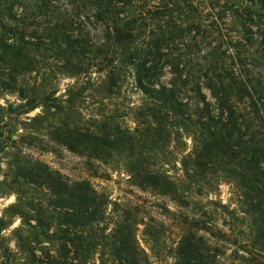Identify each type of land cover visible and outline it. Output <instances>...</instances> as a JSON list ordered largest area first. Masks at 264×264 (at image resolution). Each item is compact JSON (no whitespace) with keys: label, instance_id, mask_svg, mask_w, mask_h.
<instances>
[{"label":"rangeland","instance_id":"1","mask_svg":"<svg viewBox=\"0 0 264 264\" xmlns=\"http://www.w3.org/2000/svg\"><path fill=\"white\" fill-rule=\"evenodd\" d=\"M93 1L0 0V17L5 22L0 32L5 27L18 31L23 46V57L13 65L14 72L0 61V141L5 140L0 149V218L4 221L0 238L7 250L0 252V264L1 261L51 264L52 258L59 264H112L108 235L113 201L118 208H127L131 219L158 216L162 222L150 228L152 236L144 234V225H137V242L148 264H176L174 249L179 232L168 217L172 215L167 209L176 211L171 202L129 184L122 152L114 150L110 155L102 154L90 160L99 166L102 178L90 176L84 164L88 158L76 153L84 147L79 145L80 133L94 134L103 125L131 130L141 121L136 112L152 104L137 87L133 66L120 62L126 59L118 55L119 50L114 54L115 66L111 68H115L114 72L107 74L111 63L98 56L97 51L108 50L109 41L104 26H93L88 18ZM240 1L243 2L154 0L163 9L162 15L154 20L156 30L164 28L172 38L162 47L174 48L177 58L186 63L201 60L209 39L212 45L224 44L221 33L232 36L231 40L239 39L233 8ZM147 3L148 0H133L128 17L137 8L135 5L140 4L138 8L145 10ZM252 8H256V16L252 14L248 23L254 37L252 76L261 79L264 78V5H252ZM206 32H210L209 38ZM97 44H100L98 48ZM105 54L108 58L112 53ZM224 62L230 65L229 59ZM174 77L166 66L159 80L169 85ZM201 87L206 99L213 102L209 90ZM29 104L34 107L29 109ZM63 125L75 128V134L68 135L75 144L74 150L57 143V131L59 134ZM160 125L167 133V142L159 143L161 147L148 154V161L180 182L183 178L180 160L191 155L197 143L186 122L166 120ZM84 145H87L85 150L90 149V143ZM42 166L57 172L60 179L67 181V186L76 179L88 178L99 199L107 201L97 209L100 212L103 208L101 219L74 217V212L38 177L37 167ZM209 183L200 195H186L194 201L189 204V210L204 211V219L214 232L204 234L209 255L203 263L241 264L240 254L256 258L261 252L260 238L255 235L259 224H255L253 215L241 202L235 181L219 173ZM49 200L56 203L51 205ZM158 212H166V216ZM75 237L80 243L76 254L67 241Z\"/></svg>","mask_w":264,"mask_h":264},{"label":"trees","instance_id":"2","mask_svg":"<svg viewBox=\"0 0 264 264\" xmlns=\"http://www.w3.org/2000/svg\"><path fill=\"white\" fill-rule=\"evenodd\" d=\"M260 4L264 5L262 0H243L233 8L238 19L239 39L231 40L232 36L221 33L220 40L224 44L212 45L209 39L200 61L193 59L183 63L172 51L174 48L168 50L162 47L172 38L168 30H156L154 20L162 15L163 9H159L154 0H148L145 10L138 8L140 4L135 5L137 8L132 9L131 17L127 12L133 0L90 2L88 18L93 26H104L109 41L108 50L99 48L97 51L98 56L111 63L107 74L115 69L111 68L115 66L114 54L119 50L118 55L126 59L120 62L133 66L135 83L152 104L136 112L141 121L137 120L139 124L131 130L103 125L94 134L80 133L79 145L84 147L76 153L88 158L84 164L85 169L91 172L90 176L102 178L99 166L93 165L90 160L98 159L102 154L110 155L114 150L122 152L129 184L150 190L171 202L176 211L166 208L172 215L168 217L179 232L174 249L176 264H204L203 260L208 259L209 249L204 244V234L214 232L204 219V211L200 208L196 212L189 210V204L194 201L186 195H200L219 173L235 181L241 202L253 215L255 224H259L255 235L260 238L261 252L256 258L240 254L241 264H264V78L255 79L252 76L251 47L254 37L251 24H248L252 21V14L256 16V8L252 5ZM166 11L168 14L169 11ZM4 23L0 17V26ZM19 34L8 27L0 32V61L7 63V69L13 72V65L23 57L22 36ZM207 34L209 38L210 32ZM107 51L112 53L108 58ZM226 58L230 60V65L225 64ZM166 66L175 74L169 85L159 80L161 70ZM201 86L209 90L213 102L206 99ZM33 107L29 104V109ZM166 120L180 124L186 122L197 143L193 153L180 160L183 173L180 182L174 181L148 161V154L157 151L161 147L159 143L167 142V133L160 125ZM72 133L75 134L74 127L68 129L63 125L59 134L57 131V143L74 150L75 144L68 136ZM1 141L0 149L5 145V140ZM85 142L90 143V149L85 150ZM37 169L41 181L57 199L64 201L65 206L74 212V217L81 216L90 221L101 219L103 208L100 212L97 209L107 201L99 199L88 178L76 179L67 186V181L60 179L57 172L46 166ZM49 202L51 205L56 203ZM112 204L108 235L112 264H148L147 256L137 242L135 229L142 224L145 226L144 234L152 236V227L162 220L154 215L131 219L127 208H118L115 201ZM157 214L166 216V212ZM3 226L4 221L0 218V230ZM67 241L73 245L76 254L80 246L78 239L75 237V240ZM241 250L248 253L245 249ZM0 252H7L1 238ZM54 259L49 263L59 264ZM1 264L6 263L1 261Z\"/></svg>","mask_w":264,"mask_h":264}]
</instances>
